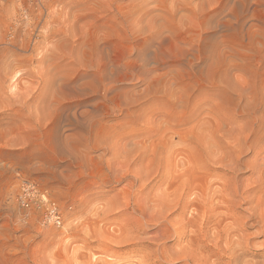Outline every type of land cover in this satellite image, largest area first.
<instances>
[{
    "label": "rangeland",
    "instance_id": "374dc122",
    "mask_svg": "<svg viewBox=\"0 0 264 264\" xmlns=\"http://www.w3.org/2000/svg\"><path fill=\"white\" fill-rule=\"evenodd\" d=\"M194 4L0 0V264H95L80 255L182 264L173 256L187 235L175 240L173 227L152 217L179 198L164 185L180 173L182 148L208 160L200 140L212 174L243 186L259 177L250 187L264 197V3L247 0L243 15L234 0ZM189 44L194 69L182 62ZM148 57L154 69L139 72ZM238 142L248 165L226 172L212 163L232 157ZM24 179L58 204L61 227L18 205ZM186 210L171 217L188 219ZM249 247L257 254L247 259H263L261 247Z\"/></svg>",
    "mask_w": 264,
    "mask_h": 264
},
{
    "label": "bare ground",
    "instance_id": "6f19581e",
    "mask_svg": "<svg viewBox=\"0 0 264 264\" xmlns=\"http://www.w3.org/2000/svg\"><path fill=\"white\" fill-rule=\"evenodd\" d=\"M196 138H198L197 135ZM185 141H187V134H184V136H182V143L183 142L186 143ZM190 141L192 140L190 139ZM200 141L201 143H199L196 140L194 141L196 142V145H198L199 143L201 146L200 157L204 158L205 160L207 159L208 160L204 163V161H199L198 159H194L192 155L193 150L191 147L187 148L186 145L185 148H187L188 150H186L184 147L182 148L183 157L181 159H178L180 161H177V159L174 160L172 159L174 163L177 161L176 163L181 164L182 168H180V170L178 171L180 173L174 176L173 175L174 173L172 172L170 173L167 170V173H170V176H168V179L166 178L168 180L167 185L166 184L164 185V187L167 186L165 190H169V188L171 189L172 187L179 189L178 191L179 198L178 199L174 198L175 200L173 199L169 201V203L166 206V210L165 211L163 210L164 212L161 211L163 213H156L154 214V217H152L156 220H158L159 218L162 219L164 225H171L173 227V232L176 237V239L174 238L175 240L181 239L183 235H187L186 236L187 238L184 241L183 246L179 249V254L176 253L173 256V260H180L182 264L183 263L184 264H264V239L260 242L253 243L256 237L264 238V197L261 194V188L256 189V187L254 188L250 187L252 184L258 185L259 184L258 181H261L260 178L256 177L251 183L243 186V182H242L243 180L237 179L236 177L224 178L212 174L211 173L212 168H210L211 170L208 169L206 163L209 162L213 156L210 157L204 156L205 153H209L207 149L208 147L207 148L204 147V145L202 144L203 140ZM240 147L241 144L239 142L237 144L234 143V146L229 147L230 149L226 148L229 149V152L232 151L230 153L232 157H229L230 155H227L228 159H224L223 157H226L225 156L226 154L223 155L221 153V156L215 158L216 160L212 163L215 166L222 167V169L226 172L238 170L239 165L246 164L245 162H240L239 160ZM193 148H195V146H193ZM234 154L236 155L233 156ZM200 164H202V169L200 167ZM177 165L176 167L173 168H177L178 166H180ZM170 167L171 166H169L168 168ZM249 167L253 171L254 167L252 165H250ZM160 193L162 194L161 196H163V193L161 191ZM192 194L195 197H191ZM173 195L174 194H172L171 196ZM154 196H156L157 198V195L154 194ZM161 196L160 199L162 198ZM189 197H191L192 199H189ZM151 199H149V202ZM155 199H153L154 201H151V203L153 204L152 207L155 206L153 203L155 202ZM158 199L159 198H157V200ZM167 199L168 198H166L165 200L167 201ZM151 205H148L147 203V206L144 207L147 208ZM187 208H190L192 210V213H190L191 216H189L190 218L187 217L188 219H184L182 221L180 219V221H175L174 218L171 217L173 214L170 211H172L173 209L175 210V211L173 210L174 212L182 213L186 211L189 213V211L186 210ZM157 211H160V209ZM152 212H154V210ZM200 212H202L203 214L201 217H199ZM150 215L151 214L146 216H149L150 218L151 217ZM149 222H151L150 219ZM251 228L255 230L250 232ZM185 229L186 230L188 229L189 233H186ZM209 231H211L210 234L211 242L210 244L204 246L202 244L207 238ZM160 236L161 234L159 232L156 235V238L159 239ZM170 236L172 237L173 235L171 234ZM110 241L111 240L109 239L108 242ZM249 245H252L253 247L255 245L261 247L262 252L261 251L258 252L261 253L260 255L262 256L263 259H260V261H254L249 258L247 259L245 256L247 255V253H250L252 255L257 254L256 251L251 250ZM212 249L216 250L217 252L213 253ZM106 255L107 254H105V256ZM77 256L78 255H76V257ZM71 257L73 258V256ZM76 257H74V259ZM80 257L81 259L87 258L88 262H92L94 260L95 264L117 263V262L116 263L110 262L112 261L111 258L107 259L105 257L106 259H102L101 256L100 257L98 256L99 257L98 258L97 256L91 257L89 255L88 256L80 255ZM96 257L98 258V260L96 259ZM118 257L120 258V256ZM153 258L155 257L153 256ZM115 259L114 261H116ZM143 259L145 263L140 262V264H147V260L150 258H143Z\"/></svg>",
    "mask_w": 264,
    "mask_h": 264
},
{
    "label": "built area",
    "instance_id": "2783aa9c",
    "mask_svg": "<svg viewBox=\"0 0 264 264\" xmlns=\"http://www.w3.org/2000/svg\"><path fill=\"white\" fill-rule=\"evenodd\" d=\"M15 201L27 211H39L40 221L44 225L61 227L63 216L58 204L41 192L33 180H21L15 192Z\"/></svg>",
    "mask_w": 264,
    "mask_h": 264
},
{
    "label": "clouds",
    "instance_id": "9594fccd",
    "mask_svg": "<svg viewBox=\"0 0 264 264\" xmlns=\"http://www.w3.org/2000/svg\"><path fill=\"white\" fill-rule=\"evenodd\" d=\"M262 3H264V0H261ZM175 7L178 10H188L193 7H195L194 0H174ZM234 3H236L239 8L241 9V14H244V5L247 3V0H234ZM214 21L210 19L209 23H213ZM187 51L184 52L182 62L186 63L188 60H191L192 63V68L194 69L196 67V54H197V49L195 48L194 45H187ZM164 55H167V53H163ZM153 58L148 57L146 59L141 60V63L138 66V71L141 73L149 72L154 69V64L152 63ZM138 83V81H137Z\"/></svg>",
    "mask_w": 264,
    "mask_h": 264
}]
</instances>
